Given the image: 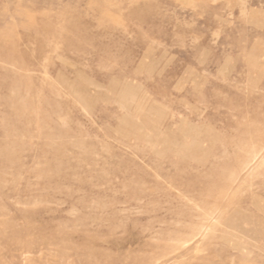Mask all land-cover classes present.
<instances>
[{"label":"rangeland","instance_id":"obj_1","mask_svg":"<svg viewBox=\"0 0 264 264\" xmlns=\"http://www.w3.org/2000/svg\"><path fill=\"white\" fill-rule=\"evenodd\" d=\"M0 264H264V0H0Z\"/></svg>","mask_w":264,"mask_h":264}]
</instances>
